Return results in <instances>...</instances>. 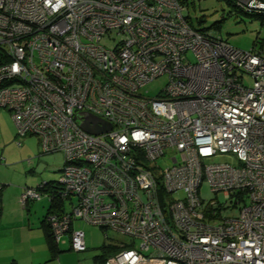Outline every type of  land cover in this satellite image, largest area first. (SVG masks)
<instances>
[{
	"label": "built area",
	"instance_id": "1",
	"mask_svg": "<svg viewBox=\"0 0 264 264\" xmlns=\"http://www.w3.org/2000/svg\"><path fill=\"white\" fill-rule=\"evenodd\" d=\"M237 1L264 13V0ZM186 9L180 0H0V107L18 143L33 135L42 153L64 158L54 186L69 210L47 215L53 239L86 250L73 226L82 219L138 240L104 264H264V42L235 47L194 28ZM162 75L154 97L140 91ZM88 115L111 129L86 132ZM166 154L171 164L158 165ZM203 182L238 213L217 214V199H201ZM45 184L25 187L20 205L51 200Z\"/></svg>",
	"mask_w": 264,
	"mask_h": 264
},
{
	"label": "rangeland",
	"instance_id": "2",
	"mask_svg": "<svg viewBox=\"0 0 264 264\" xmlns=\"http://www.w3.org/2000/svg\"><path fill=\"white\" fill-rule=\"evenodd\" d=\"M240 1L245 2L246 0ZM235 2L238 3L237 0ZM185 13L188 16L189 23L193 27H209L213 22L219 21V36L240 49L248 50L252 48L255 38L264 41V23L262 22V18L258 15L248 14L236 9L227 3L226 0H196L192 5H189ZM199 18L203 22L199 23ZM245 81L246 83H251L249 77H246ZM166 82L167 76L162 75L144 85L140 91L147 96L154 97L165 86ZM6 117L11 120L14 126L12 129L13 133L9 130ZM17 141L18 139L15 137V125L10 113L7 109L0 107V184H3L5 187L13 183H17L20 186L27 184L28 186L26 187H36L41 182H46L49 179L56 182L60 174L59 169L63 165V154L61 152L42 153L38 140L33 135L25 136L20 140V143ZM167 157L168 154L157 159L156 163L162 166L170 165L171 162ZM233 159V155L227 154L215 156L207 160V162H229ZM200 196L204 201L217 199L220 203V215L230 217L238 213V206L231 207L233 200H224L221 194L214 195L210 192L206 182H203L201 185ZM44 197L40 201H30L28 207L32 221H36L37 223H39V219L46 212L48 199H43ZM222 206L229 207L222 209ZM73 226L75 229H80L84 232L86 250L77 252L70 249L69 252L77 256L68 254V262H86L87 264H92L94 255L100 254L99 247L104 242L114 245L133 244L134 247L138 245V240H133L111 229L102 230L82 219H76L73 222ZM39 237V234H33V243L35 245H38ZM63 239L67 240V235ZM63 260H66V256L63 257Z\"/></svg>",
	"mask_w": 264,
	"mask_h": 264
},
{
	"label": "crops",
	"instance_id": "3",
	"mask_svg": "<svg viewBox=\"0 0 264 264\" xmlns=\"http://www.w3.org/2000/svg\"><path fill=\"white\" fill-rule=\"evenodd\" d=\"M9 130L14 128L8 117ZM13 133V131H12ZM1 174V173H0ZM1 177V176H0ZM53 180H46V182ZM0 190V264H87L86 262H68L67 255L77 256L70 253V239L64 236L59 242L54 243L48 241L46 230L44 227V219L50 207L48 199L47 208L44 215L39 219V223L32 221L31 213H29V204L20 205L19 196L24 190V186L13 183L5 187L3 184ZM6 188V189H5ZM41 200V199H40ZM39 200V201H40ZM62 209L68 211V205L63 203ZM55 210V209H54ZM58 211V210H55ZM40 232L39 231V229ZM33 234H39L38 245L33 243ZM85 251V250H84ZM66 254H62V253ZM97 255V254H96ZM94 255V256H96ZM66 256V260L63 257ZM92 264H101L93 257Z\"/></svg>",
	"mask_w": 264,
	"mask_h": 264
},
{
	"label": "trees",
	"instance_id": "4",
	"mask_svg": "<svg viewBox=\"0 0 264 264\" xmlns=\"http://www.w3.org/2000/svg\"><path fill=\"white\" fill-rule=\"evenodd\" d=\"M180 2L182 4H184V5H187V8L189 7V5H192V3H194L192 1H187V0H180ZM226 2L229 3L231 6H234L236 9H238L240 11H244L245 13H248V14H253V15L260 16L262 18V20H263L262 22L264 23V13H257V12L244 10L243 8H241L240 6H238L236 4L235 0H226ZM187 19H188V16H187ZM201 22H203V20L199 18V23H201ZM194 28H196L198 30H214V31L218 32L219 28H220V24H219V21H215L209 27H203V28L194 27ZM262 42H264V41H261L259 38H255V40L253 41L252 46H256L258 44H261ZM54 184H55V181L46 182V184L44 185L42 190L47 192V193H49V194H52V200H50V207H49V210H48L47 214L45 215V219H44V227H45V230H46V235H47L48 241H50V243H53L55 245L54 239L52 237L50 226H49L48 222L46 221V217L51 212H56L55 210H58V211L62 210L63 201L58 196V193H57V190L55 189ZM158 191H159L158 195H159L160 205L164 208L167 196H166V194L164 193L163 190L160 189ZM243 194L244 193H241V192L236 193V195L239 198H241L243 196ZM232 199L233 198H231L230 201ZM226 207L222 206V209H225ZM219 209H220V207L216 208L217 214H219ZM132 247H134L133 244H131V245H117V244H115L114 245V244H110V243H105L104 242L99 247L100 254H97L96 256H94V259L97 262H100L101 264H104V262L106 261V259L108 257L114 255L115 253L119 252L122 249H129V248H132Z\"/></svg>",
	"mask_w": 264,
	"mask_h": 264
},
{
	"label": "water",
	"instance_id": "5",
	"mask_svg": "<svg viewBox=\"0 0 264 264\" xmlns=\"http://www.w3.org/2000/svg\"><path fill=\"white\" fill-rule=\"evenodd\" d=\"M83 130L91 134H101L111 129V124L101 120L100 118L88 115L80 124Z\"/></svg>",
	"mask_w": 264,
	"mask_h": 264
}]
</instances>
